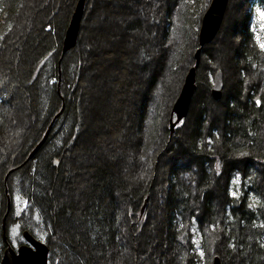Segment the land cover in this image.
<instances>
[{
  "label": "trees",
  "instance_id": "16d2710c",
  "mask_svg": "<svg viewBox=\"0 0 264 264\" xmlns=\"http://www.w3.org/2000/svg\"><path fill=\"white\" fill-rule=\"evenodd\" d=\"M27 1L29 4L26 6ZM61 1L67 4V15L45 22L43 16L37 18L39 12L31 11L30 5L37 0H0V52L5 55V73L9 77L13 75L11 83L15 80L21 83L29 97L33 117H36L38 124L29 140L35 138V142L43 136L48 122L50 124L52 121V128H58L61 124L59 120L66 111L69 121L63 124L64 132L70 134L71 139L79 123L80 113L75 102L65 104L63 113L56 117L63 101L54 96L56 82L52 79L59 72L61 78L64 76L62 81L60 78L63 83L64 80L70 81L68 78L73 75H68L65 67L67 59L64 58L68 54L61 58L59 51L75 0ZM165 1L172 6L170 12L177 19V26H174L172 17L167 16L170 13L163 18L160 11L158 20L163 26V33L171 39L183 40L182 54L194 52L198 47L201 16L210 0ZM260 2L264 5V0ZM59 12L57 10L56 14ZM127 26L129 30L142 28L137 21L129 22ZM149 30H146V34L153 37L155 29ZM243 33L236 61L237 64L240 61L242 66H237L235 89L224 101L222 126L218 127L210 121L203 104L194 108L187 135L182 133L179 143L172 141L178 145L174 150L186 161L168 167L164 180L166 184L157 193L153 208L144 210L143 207L145 197L152 188L148 189L146 177V174H151L150 168L144 167L142 172L141 165L135 173L126 175L122 173L121 166H110L104 162L101 165L93 164L88 186L78 201H62L61 193L68 185L66 179L71 177V173L69 168H63L65 150L59 146L55 150L41 147L31 161L16 169L18 173L7 181L2 178L5 167L1 165L0 258L4 249L2 223L8 210L7 203L9 199L12 203L13 198L19 196L20 200H25L24 207L21 202L17 214L11 213V209L7 212L5 229L8 227L9 232L11 227L20 224L21 232L27 230L34 237L47 242L49 264L62 263L63 255L60 257L54 252L65 250L63 245L75 253L80 250L82 262L85 259L87 263L100 259L99 253H107V247L111 246L114 249L112 260H118L119 264H140L142 256L147 260L148 254L154 255V252L158 256L155 264H210L214 254H218L224 264H264V90L259 93L252 86L254 83L246 86L242 79V75L258 70L264 51L254 44L253 35L246 33L245 29ZM6 41L9 43L7 46L4 44ZM139 44L142 46L146 42L141 40ZM23 47L24 55L18 61ZM2 52L0 56H3ZM146 55L143 53L142 58ZM58 60L62 63L59 64ZM58 68L61 69L57 71ZM201 70L200 66L198 72L201 73ZM3 83L0 75V150L6 144L11 146V141L15 143L8 133L12 106L5 96L6 93L9 95L12 87L15 88V84L6 91L2 88ZM201 83L204 84L202 96L206 102L209 99L210 82L199 78L192 102ZM52 94L53 99H50ZM39 96H42L40 107ZM44 119L48 121L43 123ZM152 121V129L156 130L158 127H153L155 120ZM73 125L75 128H72ZM164 135L172 139L174 133L171 134L167 128ZM150 136L149 143L144 146L145 157L155 154L157 149L155 139ZM58 139L59 142L64 141L61 136ZM31 142L33 140L21 150L23 157L31 150L27 149ZM152 196L155 197L154 194ZM124 214L137 223L138 230L148 220L152 223L156 214L163 220L164 228L160 227L158 233L150 232L141 239L136 237L135 243L129 237L125 242V233L122 234L119 227ZM59 240L62 242L61 249L57 246L56 251L55 243ZM120 240L121 243H128V246L124 245L125 249L120 248ZM148 263L152 264V260H148Z\"/></svg>",
  "mask_w": 264,
  "mask_h": 264
},
{
  "label": "rangeland",
  "instance_id": "374dc122",
  "mask_svg": "<svg viewBox=\"0 0 264 264\" xmlns=\"http://www.w3.org/2000/svg\"><path fill=\"white\" fill-rule=\"evenodd\" d=\"M76 2L77 0L73 3L67 24ZM84 2L74 46L63 53L62 45H60L63 39H61V43L59 42L61 47L60 57L62 58L68 54L64 58L67 59L65 67L68 69V75L70 73H73V75L69 76L70 81L64 80V84L61 82L64 76L61 78L59 72H57L58 77L55 74L56 76L53 75L55 77L52 79L54 83L56 82L54 96L63 101L62 108L58 111L56 117L63 113L65 104L71 102L78 104L79 123L76 124L77 128L72 135V139L70 134L64 132L65 125L63 124L69 121L68 111H66V114H63V117L59 120L61 122L59 127L54 129V127L52 128V121L50 124L48 122L44 141L31 154L43 136L36 142L33 138V142L27 148L31 150L23 157L21 150L27 143L32 141L29 138L33 130L38 127V124L36 117H33L32 104L29 97L24 93L22 84L17 80L12 84L13 75L10 77L6 75L3 62L5 55L1 51L3 56H0V75L4 79L2 88L7 91L11 85L15 84V88L12 87L9 90V95L5 94L9 105L12 106L8 133L15 140V143L11 141V146L6 144L0 150V166L5 167L2 178L6 181L10 177L13 179L12 175L18 173L16 169H21L29 163L41 147L55 150L56 146H59L65 150L62 161L63 168H69L68 170L71 173V177L66 179L68 185H65V189L61 193L62 201L79 200L82 192L88 186L93 164L97 165L99 163L101 165L104 162L103 164L110 166L118 165L117 167L121 166L123 168L122 173L126 175H131L132 172L135 173L136 168L141 165L142 172L144 167L150 168L151 172L149 175L146 174L148 189L152 188V190L149 189V196L146 195L143 203L144 210H147L154 207V202L157 201V193L166 184L164 180L168 167L175 165L177 162L180 164L182 161H186L180 157L179 152L174 150L178 145H175L172 141L176 140L179 143L181 142L182 133L187 135L194 116V108L198 104L199 106L203 104V109L210 121L215 122L218 127L222 126L224 101L235 89L236 80H238L236 75L237 66H242L240 61H238V64L236 61L239 57L238 52L240 43L243 40L244 29L246 30V27L250 26L256 40L254 43L256 42L255 44L261 47V44H264V18H262L260 8L255 2L250 0H228L217 34L200 51L199 65L195 76L197 85L199 78L211 82L213 73L217 70L221 71L223 84L221 96L219 99H214L209 93V99L206 102L202 96L204 94L202 85L204 84L201 83L197 95H195L193 102L191 101L192 104H190L188 113L173 126L171 134L174 133V135L172 139H169L165 138L164 134L165 130L169 128L171 107L179 93L185 74L194 63L195 53V51H186L182 54L180 50L183 40L171 39L163 33V26L158 20V15L162 11L163 18H166V13H170L167 16H170L171 19L172 6L165 0H84ZM28 4L27 1L26 6ZM57 5L58 7L53 10ZM66 6L67 4H63L61 0H37L36 3L32 2L30 8L33 13L39 12L37 13L38 19L43 16L45 22H48L49 19L66 16L68 13L66 12ZM57 10L60 11L59 14H56ZM172 19L174 26H177V19H174V16ZM135 21L139 22L142 28L129 30L127 24ZM147 29L151 31L155 29L153 30V37L146 34ZM54 34L56 35L57 32L55 31ZM8 39H10L9 36ZM141 40H144L146 44L141 46L139 44ZM4 44L7 46L9 43L6 41ZM143 53L147 54L144 59L142 58ZM23 55L24 47L21 55L18 56V61H21ZM259 60L258 70L255 72L250 71L246 76L242 75V79H244L243 84H246V86L250 82L254 83L252 86H255L258 92L261 93L264 90V55L262 53ZM58 61L59 64L62 63L60 60ZM200 63L202 64L200 65ZM200 66L202 68L201 73L198 72ZM60 69L58 68L57 71ZM27 73L29 72L27 71ZM40 99H42V96H39L38 107H40L39 103L42 102ZM50 99H53V94ZM48 108L49 105L46 106V109ZM67 110L69 109L67 108ZM153 119L155 120L153 127H158V130L152 129ZM47 121L44 119L43 123ZM43 125L40 127H43ZM74 125L72 128H75ZM150 135L155 139L157 149L155 154H148L145 157L147 153H145L146 148L144 146L149 143L148 138L151 137ZM59 136L64 140L63 142H59ZM53 143H55V146H52ZM58 160H56L57 163ZM72 175L73 179H71ZM141 178L144 181L142 176ZM134 180H137L136 177H134ZM13 183L18 188L16 182ZM151 191L155 197L152 196ZM61 194L59 195L61 196ZM20 198L19 196L14 197L12 203L9 199L7 212H10L11 209V213L17 214L21 206ZM7 212H5L6 215L2 223V239L5 234L9 243L16 248L23 242L21 227L20 224L11 227L9 232L8 227L7 230L5 229ZM154 215L152 223L148 220L138 230L137 223H134L132 219L128 216L127 218L124 214L119 227L122 229L121 233H125V242H127V237L131 239V242H134L136 237L141 239L150 232L152 234L158 233L160 227L164 228L161 217ZM2 244L3 247L6 246L4 240ZM118 244L121 249H125L124 245L128 246V243H121V240ZM61 245V240L57 241L55 250L57 251V246L61 249ZM63 246L65 250L61 249L62 252H54L55 255L59 254L60 257L63 255L62 263L59 262V264L93 263V261L87 263L84 258L82 262L81 256L83 255L80 250L75 253L70 247ZM149 249L151 250V248ZM106 250L107 253L106 251L99 253L100 259L95 260L96 263L93 264H119L118 260H115V262L112 260L114 249L108 246ZM156 255V252H154V255L148 254L147 260L144 259L145 256H142L140 264H147L148 260H152V264H155L158 259ZM221 263L224 264L222 260Z\"/></svg>",
  "mask_w": 264,
  "mask_h": 264
},
{
  "label": "water",
  "instance_id": "95a60500",
  "mask_svg": "<svg viewBox=\"0 0 264 264\" xmlns=\"http://www.w3.org/2000/svg\"><path fill=\"white\" fill-rule=\"evenodd\" d=\"M84 3V0H77L75 8L71 13L63 37V53L74 46L76 42ZM227 3L228 0H210L209 5L201 16L197 37L198 47L194 53V63L185 74L179 93L171 107V117L169 119L170 133L173 131V126L182 120L188 113L192 98L197 89L195 76L199 65L200 51L202 47L211 42L217 34L224 17ZM222 87V73L217 70L212 76V84L210 86V93L214 99L220 98ZM173 115L175 119H173ZM46 134L47 132H45L31 154L39 148L40 143L46 138ZM22 206H24V200H22ZM21 235L23 237V243H20L16 248L9 243L5 234L3 235L6 246L2 251L0 264H49L48 244L34 237L27 230H23ZM210 264H222L220 257L214 255Z\"/></svg>",
  "mask_w": 264,
  "mask_h": 264
},
{
  "label": "flooded vegetation",
  "instance_id": "af4514ba",
  "mask_svg": "<svg viewBox=\"0 0 264 264\" xmlns=\"http://www.w3.org/2000/svg\"><path fill=\"white\" fill-rule=\"evenodd\" d=\"M250 1H252V0H250ZM250 20H251V19H250ZM250 20H249V21H250ZM245 32L249 34V32H250V26L246 27ZM170 117H171V113H170V115H169V119H170Z\"/></svg>",
  "mask_w": 264,
  "mask_h": 264
},
{
  "label": "snow or ice",
  "instance_id": "6c2138e0",
  "mask_svg": "<svg viewBox=\"0 0 264 264\" xmlns=\"http://www.w3.org/2000/svg\"><path fill=\"white\" fill-rule=\"evenodd\" d=\"M262 18H264V13H261ZM261 48H264V44H261Z\"/></svg>",
  "mask_w": 264,
  "mask_h": 264
},
{
  "label": "bare ground",
  "instance_id": "6f19581e",
  "mask_svg": "<svg viewBox=\"0 0 264 264\" xmlns=\"http://www.w3.org/2000/svg\"><path fill=\"white\" fill-rule=\"evenodd\" d=\"M214 73H215V72H214ZM214 73H213V74H214ZM212 76H213V75H212ZM209 91H210V90H209Z\"/></svg>",
  "mask_w": 264,
  "mask_h": 264
}]
</instances>
